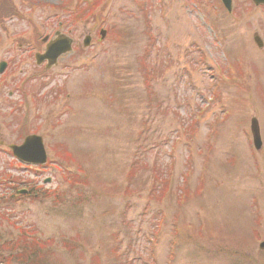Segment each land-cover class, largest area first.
Returning a JSON list of instances; mask_svg holds the SVG:
<instances>
[{"label":"rangeland","instance_id":"rangeland-1","mask_svg":"<svg viewBox=\"0 0 264 264\" xmlns=\"http://www.w3.org/2000/svg\"><path fill=\"white\" fill-rule=\"evenodd\" d=\"M215 1L0 3V62L9 63L0 95V264H264V146L254 154L244 133L255 115L264 144L262 60L252 41L264 18L231 27ZM212 3L224 11L215 10L225 48L207 31ZM77 12L92 17L74 25L76 50L55 68L37 65L40 37ZM230 54L256 69L244 90L221 87L198 132L182 131L197 105L209 104L208 61L215 68ZM223 112L233 116L218 126ZM29 132L44 139L42 168L22 166L8 148Z\"/></svg>","mask_w":264,"mask_h":264},{"label":"water","instance_id":"water-1","mask_svg":"<svg viewBox=\"0 0 264 264\" xmlns=\"http://www.w3.org/2000/svg\"><path fill=\"white\" fill-rule=\"evenodd\" d=\"M70 50V42L63 38L51 43L48 47L47 54L38 57V62L42 60H49V67L56 63V59L60 54L66 53ZM253 131L255 136L259 139V134L256 124H254ZM14 154L20 159L31 162H45V155L43 153L42 139L38 137H31L27 139L23 147H11ZM39 160V161H38Z\"/></svg>","mask_w":264,"mask_h":264},{"label":"flooded vegetation","instance_id":"flooded-vegetation-1","mask_svg":"<svg viewBox=\"0 0 264 264\" xmlns=\"http://www.w3.org/2000/svg\"><path fill=\"white\" fill-rule=\"evenodd\" d=\"M253 4V3H252ZM254 5V4H253ZM256 6V5H254ZM255 8V7H254ZM256 9H260L262 11L259 12V15L264 18V4L258 5ZM263 14V15H261ZM259 33H255L252 38L254 46L259 50L260 55L264 62V23L261 26V29H258Z\"/></svg>","mask_w":264,"mask_h":264}]
</instances>
